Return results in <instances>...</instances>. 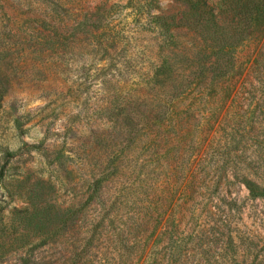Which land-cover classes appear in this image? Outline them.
I'll return each mask as SVG.
<instances>
[{
  "label": "rangeland",
  "instance_id": "1",
  "mask_svg": "<svg viewBox=\"0 0 264 264\" xmlns=\"http://www.w3.org/2000/svg\"><path fill=\"white\" fill-rule=\"evenodd\" d=\"M195 14L0 0V264H264V40L215 77Z\"/></svg>",
  "mask_w": 264,
  "mask_h": 264
},
{
  "label": "trees",
  "instance_id": "2",
  "mask_svg": "<svg viewBox=\"0 0 264 264\" xmlns=\"http://www.w3.org/2000/svg\"><path fill=\"white\" fill-rule=\"evenodd\" d=\"M205 0H195L196 14L187 18L185 26L196 31L205 41L207 49L212 48L216 56L211 62L215 77L227 78L235 66V53L254 39L264 40V0H226L225 10L217 13L214 9L201 10ZM210 63V62H209ZM251 80L237 94L238 97L252 98L264 103V42L260 48L252 69ZM203 79L205 74L200 72ZM264 108L262 109V114ZM264 129V117L260 124ZM246 186L254 191L251 181L245 180ZM264 198V188L259 193ZM230 240H232L230 238Z\"/></svg>",
  "mask_w": 264,
  "mask_h": 264
}]
</instances>
